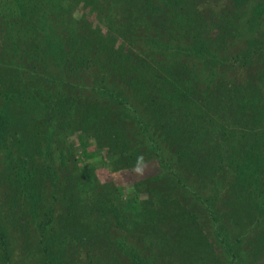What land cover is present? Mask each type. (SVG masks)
<instances>
[{"label":"rangeland","instance_id":"374dc122","mask_svg":"<svg viewBox=\"0 0 264 264\" xmlns=\"http://www.w3.org/2000/svg\"><path fill=\"white\" fill-rule=\"evenodd\" d=\"M45 1L61 4L58 19L52 20L55 24L84 18L86 23L82 21L81 27L76 26L77 31L93 35L100 45L90 36L93 41L82 39V35L79 41L71 42V47L81 50L90 47L91 60L74 64L73 69H59L47 58V37L52 38L55 30L60 35L63 29L56 26L54 30L39 22L30 32L33 40L21 34L15 37L12 32L7 37L5 30H0V62L6 67L24 64L29 71L36 65V73L31 71L36 76L30 80V86L37 89L32 92L35 100L41 94V100L52 102L60 113L69 106L65 113L73 119L89 113L100 120L101 135L106 140L112 134L116 138L112 141L114 144L110 143L114 146L111 149L105 140L100 145L94 138L81 139L73 127L62 125V129L55 123L51 128L45 116L37 119L42 154L35 157L34 166L42 175L41 165L53 161L59 181L41 177L46 180L42 189L45 200L40 206H28L25 202L13 206L8 200L9 189L0 181V228L8 234L11 263L42 264L43 254L38 243L40 224L48 220V211L52 210L55 228H61L66 221L70 229L65 235L71 240L67 242V253L59 252L58 264H67L68 259L69 264L85 263L86 252L75 241L88 238L89 233H96L95 238H88L89 249L101 248L110 241L136 247L141 252V246L137 247L141 241L150 249L148 237L156 234L163 238L167 234V253L177 256L182 264H216L212 259L214 254L220 258L219 264H236L224 255L223 236H226L224 239L231 243L242 240L240 248L246 252L240 251L238 264H264V0H247L241 6H234L233 0H176L180 14L186 15L195 27L186 28L180 35L139 29L140 33L134 36L131 29L136 26L135 22L130 24L124 17V8L134 7L127 0L118 1L119 9L118 6L110 11L99 8L101 11L97 14L82 5L70 9L68 0ZM152 1L162 6L163 0ZM172 19L168 15L164 21L169 25L168 20ZM143 21L140 27L153 22L150 17ZM54 23L51 22L53 26ZM223 23L229 28V35L223 41L216 40V33L224 29ZM68 26L63 27L64 31L73 29ZM18 38H26L28 44ZM251 38L254 41L249 43ZM13 40L21 43V50L26 44L32 50L35 48L34 58L26 57L22 51L19 56L10 52L8 49L14 48ZM195 43L204 44L208 59L192 53ZM114 63H124L128 68L131 64V76H114L110 67ZM42 68L47 73L40 71ZM145 71L146 90L132 89L131 78L138 79ZM179 71L195 93H165L164 98L169 101L161 102L162 94L157 87L162 86L164 78ZM226 90L231 92L227 96ZM197 93L208 100L211 111L220 110L219 119L223 117L217 125L221 131L215 132L219 138L212 137L213 144H221L220 149L225 152L216 167L211 166L216 160L211 159L207 150L212 138L206 140L199 136L203 130L197 122L200 113L196 104L203 97ZM248 93L257 94L255 105H248L240 115H235L236 97ZM119 98L124 104H118ZM151 99L156 102L149 103ZM217 116L211 114L214 121L218 120ZM235 116L241 119L236 120ZM118 126L124 129V135ZM189 126L195 133L188 137ZM51 130L55 135L48 155L44 139ZM245 145L253 146L248 164L243 161L247 151L233 154L234 149H244ZM187 147L190 148L187 155L192 159L185 160ZM132 155L136 158H131ZM2 157L0 154V172L7 166ZM138 168L142 171H137ZM55 189L67 193L64 201L53 200ZM151 207L160 212L166 223L158 222L157 215L151 220L144 215L135 216L138 210ZM77 211L86 216L76 217ZM63 214L68 216L60 217ZM99 222L109 226L107 234L98 229ZM152 223L158 224L157 230L148 228ZM78 225L84 230L82 237ZM194 228L196 231L187 236L186 231ZM198 230L205 236L200 237ZM53 233L43 238L46 244ZM122 253L117 252L122 264H131V258ZM98 259L104 261L102 256ZM0 264H4L1 257ZM158 264L167 262L158 261Z\"/></svg>","mask_w":264,"mask_h":264},{"label":"trees","instance_id":"16d2710c","mask_svg":"<svg viewBox=\"0 0 264 264\" xmlns=\"http://www.w3.org/2000/svg\"><path fill=\"white\" fill-rule=\"evenodd\" d=\"M43 1V2H42ZM1 0L0 1V30H5V33L7 37H10L11 32L14 33V36H28L29 40H33L34 37L32 36V29L36 26V23H44V25H47L48 28L56 29V26H60L61 29H63L59 33L55 30V35H53V39L51 37H47V50H48V59L51 60L56 64V66L59 69H71L74 64H81L89 62V55L92 52V49L90 47L84 48V49H78L71 47L72 41H79V38L84 40H90L89 34L86 32L79 33L77 31L78 25L80 24L84 18L81 19H70V21L64 23L62 20L60 24L54 23L52 20L58 19V10L61 9V4H51L50 1L45 0ZM45 1V2H44ZM62 1V0H61ZM67 1V0H64ZM119 0H68V2H71L69 4L70 9H74L77 6L82 5L83 7L90 8L92 12H95L96 14L100 12L102 9L105 10V7L108 11L115 9L117 6L119 9L120 4L118 3ZM172 0H163L162 6H157L154 4L152 0H148L145 3H141L140 0H127L128 3H133L134 7L132 9H128V7L124 8L125 12V19L130 21L134 25V28L131 29V32L134 35H138L140 33L139 29H142L143 32H148L149 29L154 31H160L177 35L182 34L186 28L195 27L191 21L188 20L187 16L180 14L182 11L180 10V4L177 3L176 0L173 5L171 4ZM247 0H233L234 6H241L246 2ZM104 2V3H102ZM259 6V5H258ZM257 6V7H258ZM100 8V9H99ZM257 8H254V13H256ZM122 8H120V11ZM171 16L173 18L169 21V25H167V21H164V19L167 18V16ZM145 17H150L153 22L148 26V23L144 25V27H140V23H144ZM238 17V16H237ZM54 19V20H55ZM112 21V20H109ZM122 21H124L122 17ZM134 21V22H133ZM52 23H54L55 26H53ZM85 22V21H83ZM86 23V22H85ZM50 25L52 27H50ZM67 25L73 26V31L70 32L65 30L64 28ZM143 25V24H142ZM155 25V26H154ZM222 26L225 25V23L221 24ZM68 26V27H69ZM75 26V27H74ZM76 26L77 29H76ZM126 26V25H125ZM124 26V27H125ZM140 27V28H139ZM177 29H176V28ZM200 28V27H199ZM222 33H216L217 37H215L216 40L223 41L226 37V35H229L226 26L223 27ZM22 31L23 33H21ZM120 31V27H119ZM229 31V30H228ZM31 32V33H30ZM134 32V33H133ZM118 33V32H117ZM129 34V31L127 32ZM120 34V33H118ZM125 34V33H124ZM175 34V35H176ZM111 38L112 35L110 36ZM109 37V38H110ZM121 37V34L119 35ZM128 37V36H127ZM90 38H94L93 35L90 36ZM200 38V37H199ZM254 39V38H253ZM249 43H251V41ZM20 41L21 39L18 38ZM95 42H97L98 45H100L99 41H97L94 38ZM23 43H27L28 41L26 38H23L21 40ZM93 41V40H90ZM104 41V40H102ZM254 41V40H253ZM11 44H14V48L8 49L10 52H13L14 54H17L19 56V52L22 51V53L25 54L26 57L32 58L33 51L31 46L26 44V48L21 50V46L17 44L15 40L11 42ZM90 49V50H89ZM192 53L194 55H199L201 57L207 58L204 48V44H194L193 48L191 49ZM248 48H246L245 51H247ZM86 51V53L84 52ZM244 51V52H245ZM35 52V51H34ZM110 53H112V50L109 49ZM238 53V52H236ZM238 54H234L233 56H237ZM250 57V56H249ZM34 58V57H33ZM32 58V59H33ZM208 59V58H207ZM237 59V58H235ZM35 60L37 61V57H35ZM130 67L126 66L124 63H121V65H118L115 63L110 66L112 71V74L114 73V76L117 74H120V76H124L126 74L130 75L132 73V65L129 64ZM4 65L3 62H0V154H3L2 160L7 163V166L2 169L0 172V181L3 182V184L9 189V201H11L13 206H17L21 202L27 203L28 206H40L42 201L45 200V192L42 191V189L45 187L44 180L41 179V177L46 178L49 177L53 180H58L59 177L56 172V169L54 168L53 161L45 163L46 165H41L43 169V174H38L40 172V169H38L37 166H34V159L36 156H39L42 154V148H41V138L42 134L37 130L38 123L37 119L41 116H45L46 123L50 124L51 128L52 126H55V123H57L60 128H62V125L68 126L70 128H74L76 132H78L81 136V139H89L94 138L97 143L101 145V141L105 140L106 143L112 144L113 139L116 138L115 135H111L108 140L104 138L103 135H101V123L100 120L94 119L93 116L91 117L88 114L81 115V118H75L73 119L72 115L68 116V114L65 113V111L70 108L69 106H66L67 109L60 113L59 109L56 108V106L53 105L52 102H47V100H41L43 99V96L39 94H35L37 96V99L35 100L32 92L35 93V90L37 89L33 88V86H30V80L33 81V78H35L36 75H34L31 71L33 70L36 73L37 67L33 64L31 71L27 70L28 68L24 64H16L14 66L8 65L7 67ZM73 69V68H72ZM134 69V68H133ZM21 70L23 72H21ZM27 70V71H26ZM43 70V73H47L45 71L46 69H40V71ZM131 70V71H129ZM144 74H139L138 79H135L134 77L131 78L130 84L132 85L131 88L136 89H145V77L147 76V72H143ZM131 76V75H130ZM149 79V78H148ZM171 79V81H170ZM143 83V84H142ZM32 85V84H31ZM148 86L150 83L147 84ZM167 88H165L166 86ZM164 87V88H161ZM157 87L160 88L161 92V102L169 101L166 97L164 98L165 93H179L181 91H186L188 93H195L189 85V83L183 78L182 71L179 72H173L171 77L164 78L162 81V86ZM41 91V90H39ZM169 91V92H168ZM226 96L230 94L231 92L225 91ZM108 94V93H107ZM113 92L110 91V95L112 97L116 96L112 95ZM198 94V93H197ZM203 98L199 97L197 100V108L200 113V116L197 115V122L201 123L199 124L202 128L203 132L199 135L200 138L203 137V139L210 140L213 136L214 138H219L217 133L218 130L221 131V129L217 126L220 122H222L221 117L217 116L220 110L211 111V106H208L207 99L201 95ZM224 96L225 94H221ZM248 96V98H246ZM251 97V98H250ZM257 94L248 93L245 96H239L236 97L233 105L235 106V109L233 110L235 115L239 113H242L241 111H244L248 105L254 106L256 103L255 98H257ZM235 98V97H234ZM118 104H124L121 98H119ZM173 99V98H171ZM151 102H156L155 99L149 100ZM162 104V103H161ZM65 106V105H64ZM62 110L65 108H61ZM216 115L218 117V120L214 121L211 117V114ZM233 113V112H232ZM68 116V117H66ZM90 116V117H89ZM255 115V119H256ZM126 117V116H125ZM236 120L241 119L238 118L239 116H235ZM254 119V120H255ZM225 122V121H224ZM121 123V121H120ZM221 125V124H220ZM196 125H194L195 127ZM120 129V133L123 134L124 129H122L120 126H118ZM63 129V128H62ZM165 132V127L162 128ZM188 131V137L189 135H194V131L192 129V126H189L187 128ZM54 130H51L50 133L46 134L45 141L47 143V150L45 153L50 155L49 148L50 143L53 142L51 140L55 133ZM124 135V134H123ZM166 137L168 136L167 130L166 134H164ZM220 135V134H219ZM126 137V136H125ZM223 138V137H222ZM52 141V142H51ZM211 144L208 146L207 150L210 153L211 159L216 160L214 162V167L217 166V164L224 159V149H220L221 144H213L215 140L213 138L211 139ZM227 141V140H226ZM205 142V141H204ZM114 144V143H113ZM191 144L189 143V146ZM188 146V145H186ZM113 145H110V148L113 149ZM243 148V147H241ZM253 146H244V149H234L233 154H241L242 151L244 153V162L249 163L252 155H251V149ZM122 151L123 147L120 148ZM187 152L185 153V160L186 159H192V157H188L187 153L190 150V148H186ZM242 150V151H241ZM52 154V153H51ZM243 154V153H242ZM187 155V156H186ZM229 155V150H228ZM227 155V156H228ZM131 158H134L135 155L130 156ZM136 158V157H135ZM216 165V166H215ZM219 165V164H218ZM92 185V183H91ZM45 189V188H44ZM54 193L52 195L53 200L55 201H64V198L66 197L67 193L62 190L61 192H58L53 190ZM20 206V205H19ZM150 211V212H149ZM159 211L155 210L151 207L150 210H147L146 208L140 209L137 211L135 216L142 217L143 215L150 219L152 216L155 215L158 216L157 219H159L158 222L164 223L166 219H162L163 216L158 214ZM52 210L48 211V220L42 224H40V251L42 252L43 256L41 257L42 264H58L60 261L59 252L62 254L67 253V242L71 241L68 236H65L68 234L69 225L68 223L62 222L61 228H55V224L53 222L54 217L52 216ZM79 212H76V217H78ZM68 215H60V217H67ZM81 217L86 216V214L80 215ZM58 217L56 220L58 221L60 219ZM79 220V219H78ZM52 223L54 224L53 226ZM166 223V222H165ZM170 223V222H169ZM171 224H169L170 226ZM80 232V235L82 237L84 230L82 229L81 225H78ZM75 227V229L78 228ZM158 226V224H157ZM156 223H152L151 226H148L149 229L157 230ZM57 227V226H56ZM98 229H102L105 234L108 233L109 226L105 224L104 222H99L97 224ZM135 228H137V225H135ZM174 228V227H172ZM69 229V230H68ZM83 230V231H81ZM135 230V229H134ZM196 229H190L186 231L187 236L189 234H193ZM199 231V236H205L203 231ZM54 232L53 236L49 237L48 244H46V241L43 240V238H47L48 233ZM133 232V231H132ZM76 233V231L74 232ZM64 236L62 238H59L60 235ZM77 235V234H76ZM88 238H95L96 233H89ZM80 237V236H79ZM143 237V236H142ZM163 238H159L158 235L155 234L154 237H148L147 240L150 241V244L152 245V248L148 249V245L146 246L144 242H140V245L137 247L141 248V252L138 251V248L128 246L125 247L123 245H119L110 241H107L105 244L102 245L101 248H97L98 246L90 248V241L88 238H79L75 242L80 245L83 250L86 252L87 260L85 263L81 264H122L121 260L119 259L117 252H123L127 257L131 258V264H158V261H166L167 264H182L179 261V258L175 256L174 254L168 255L167 253V245L169 242V239L167 234H163ZM222 237V236H221ZM223 236V243L224 248L223 252L224 255L231 258V260L238 264V260L240 259L241 253L240 251H244L242 248L241 239H236L234 243H231L228 241V239H224ZM60 239V240H59ZM96 243L95 241L93 244ZM96 248V249H95ZM244 248V246H243ZM246 251H244L245 253ZM243 254V253H242ZM11 256H12V250L10 248V243L8 242V234L6 233V230L0 228V257L3 260L4 264H12L11 263ZM99 256H102L104 261L99 260ZM215 257L212 259L216 264H219L220 258L217 257L216 254H214ZM144 260V261H143ZM67 264L70 263V259H68Z\"/></svg>","mask_w":264,"mask_h":264},{"label":"clouds","instance_id":"9594fccd","mask_svg":"<svg viewBox=\"0 0 264 264\" xmlns=\"http://www.w3.org/2000/svg\"><path fill=\"white\" fill-rule=\"evenodd\" d=\"M140 159L142 160L143 158L141 157ZM137 171H142V169L138 168Z\"/></svg>","mask_w":264,"mask_h":264}]
</instances>
